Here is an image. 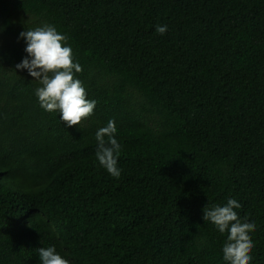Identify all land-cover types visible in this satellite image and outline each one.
I'll use <instances>...</instances> for the list:
<instances>
[{"label":"trees","instance_id":"obj_1","mask_svg":"<svg viewBox=\"0 0 264 264\" xmlns=\"http://www.w3.org/2000/svg\"><path fill=\"white\" fill-rule=\"evenodd\" d=\"M67 36L93 115L68 128L15 65ZM157 25H167L161 36ZM0 264H226L205 206L241 204L264 264V0H0ZM114 120L112 177L95 133Z\"/></svg>","mask_w":264,"mask_h":264},{"label":"clouds","instance_id":"obj_2","mask_svg":"<svg viewBox=\"0 0 264 264\" xmlns=\"http://www.w3.org/2000/svg\"><path fill=\"white\" fill-rule=\"evenodd\" d=\"M2 31V29H0ZM155 32L163 36L167 25H157ZM18 39H23L26 56L15 65V70H26L28 75L39 83L35 90L40 107L47 112H58L60 120L71 128L93 115L95 100L87 98V92L76 74L83 71L78 62H74L72 48L67 45V36L50 24L22 31ZM117 128L114 120L95 133L97 149L95 158L98 164L114 178L121 175L118 159L121 145L115 138ZM241 204L228 199L223 206H205L203 220L211 222L221 233L227 232L222 247L226 264H250L254 242L250 233L256 229L255 222L241 221L234 209ZM40 264H70L69 260L57 253L54 246L37 249Z\"/></svg>","mask_w":264,"mask_h":264}]
</instances>
